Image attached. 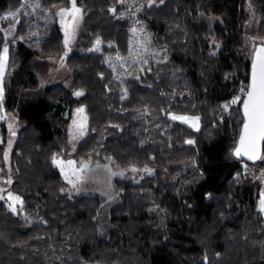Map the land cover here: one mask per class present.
Wrapping results in <instances>:
<instances>
[{"label":"trees","instance_id":"16d2710c","mask_svg":"<svg viewBox=\"0 0 264 264\" xmlns=\"http://www.w3.org/2000/svg\"><path fill=\"white\" fill-rule=\"evenodd\" d=\"M252 1L264 36V0H75L83 20L72 51L57 12L71 0H0V13L19 19L9 40L0 25V55L10 49L3 105L25 121L10 164L5 129L0 143V183L10 181L7 191L24 199L16 212L0 201V264H264V181L252 175L264 151L257 163L233 153L256 50H245ZM201 13L221 21L197 25ZM135 24L167 58L122 81L115 56L128 53ZM47 57L65 59L71 88H37L44 64L36 61ZM82 106L88 132L72 159L111 156L152 169L140 182H117L123 196L111 210L109 240L95 222L100 199L70 197L53 162L72 150V115ZM173 112L201 115V130L173 121Z\"/></svg>","mask_w":264,"mask_h":264},{"label":"rangeland","instance_id":"374dc122","mask_svg":"<svg viewBox=\"0 0 264 264\" xmlns=\"http://www.w3.org/2000/svg\"><path fill=\"white\" fill-rule=\"evenodd\" d=\"M248 10L250 18L245 24V50L249 54H252L257 46L261 44L264 45V36L260 34L262 16L253 1L249 3ZM57 12L60 25L65 35L66 26L71 25V27L67 28L66 39L69 48L73 51L76 48L77 36L82 27L83 16L79 13L75 22H73L71 16L60 14L61 9H57ZM15 14L16 12L12 10L0 13L1 31L3 32L5 40L13 38L17 32L19 19L16 20ZM220 21L221 18L216 15L201 13L194 20V23L197 25L206 24L212 27L215 23ZM152 42L153 39L151 34L148 33L143 26L135 24L131 27L130 47L128 53L115 56L116 64L125 71V73L120 76L122 81L136 73H140L145 76L146 67L149 68L167 58L166 50L154 46ZM215 43L217 42L213 40L212 44ZM6 47L8 49L6 66L2 75H0V89H2V93H0V143L4 137L3 131L5 129L7 135V162L10 164L9 151L13 149L17 141L16 133L25 125V121L19 119L15 111L6 112L3 105L5 94L4 80L9 70L10 57V49L8 46ZM1 55H3V51ZM36 62L44 64L39 67V70H37L39 79V86L37 88L45 89L57 83H62L68 88H71L73 71L65 62V59H59V57H47L39 58ZM136 76H138V74H136ZM77 93H81V95H77ZM74 94L75 97L81 98L85 95V91L82 89H75ZM239 100L235 104H232L231 101L224 103L222 106V115H228L233 106L239 103ZM225 105L228 107L225 108ZM173 115L187 117V121L171 119L175 122L185 124L195 131H200L202 128L201 115H189L173 112L170 117ZM193 118L199 119L194 120ZM72 119V127L70 129V145L72 150L69 152L64 151L57 155L58 158L60 157L63 161H65L62 163V168L59 169L64 178L67 176V179H65L69 183V186L64 190V192L70 197L93 195L100 199L101 205L97 212V216L95 217V222L98 227L100 238L103 240H109L112 231L116 228L112 223L111 210L113 207L122 202L123 196V190L118 186L117 182L119 180H132L134 182H140L146 175L152 173V169L148 165L141 166L138 164H131L129 166H122L119 165L111 156H104L103 159L99 161L91 159H72L79 142L88 132L87 117L84 112L74 111ZM80 125H82V127H80ZM68 161L74 162L71 167H69ZM69 181L72 182L70 183ZM8 183H10L8 180L0 183V201H6L11 210L15 208L16 212L23 208L24 199L17 193L7 191ZM9 193L13 196L19 197V201L10 199ZM22 213L30 221H34L39 218L37 211L31 213L23 211Z\"/></svg>","mask_w":264,"mask_h":264},{"label":"snow or ice","instance_id":"6c2138e0","mask_svg":"<svg viewBox=\"0 0 264 264\" xmlns=\"http://www.w3.org/2000/svg\"><path fill=\"white\" fill-rule=\"evenodd\" d=\"M72 7L70 9H61V15L71 16L73 22H75L80 9L76 7L75 0H71ZM34 7H39V4H35ZM14 15V14H9ZM6 18V17H5ZM71 25L66 26V35L67 28ZM67 44V39L65 41ZM8 49L5 47L3 49V55H0V75H2L4 68L6 66ZM2 93V89H0ZM81 95V93H77ZM240 99V97H235L231 103L235 104ZM228 106L225 105V108ZM243 109L245 122L241 130L239 146L236 149V155H247L248 159H258L260 158V144L264 141V47H261L257 50L255 59L252 66V80L247 91V97L243 101ZM78 112H83V109H78ZM174 120L187 121V117L175 116L171 117ZM198 120L199 118H193ZM11 127V126H10ZM82 127V125H80ZM191 143V141H189ZM7 156V153H5ZM54 163H63L57 161L56 158H53ZM73 161H68L69 167L73 164ZM67 179V176L65 177ZM70 183L72 181H69ZM9 198L14 201H19V197L13 196L9 193ZM260 209L264 211V198L260 200ZM15 211V208H13Z\"/></svg>","mask_w":264,"mask_h":264},{"label":"water","instance_id":"95a60500","mask_svg":"<svg viewBox=\"0 0 264 264\" xmlns=\"http://www.w3.org/2000/svg\"><path fill=\"white\" fill-rule=\"evenodd\" d=\"M261 47H264V45L263 44H261V45H259V46H257V48H256V50L254 51V59H255V55H256V52H257V50L259 49V48H261ZM254 61V60H253ZM253 66V65H252ZM251 80H252V71H251V77H250V84H251ZM246 97H247V94H246ZM246 97H245V99H246ZM244 99V100H245ZM82 109L84 110V106H82ZM78 112V111H77ZM243 114H244V109H243ZM245 117V116H244ZM245 122V121H244ZM244 125V124H243ZM243 128V127H242ZM239 141H240V138H239V140H238V142H237V145L235 146V148H234V150H233V153H234V155L239 159V160H244V161H247V162H251V163H257L261 158H262V156H263V151H264V141H262L261 142V144H260V158H258V159H254V160H252V159H248V157H247V155H240V156H237L235 153H236V149H237V147L239 146ZM57 161H61V162H65V161H63L62 160V158H57L56 159ZM57 166H58V168L60 169V168H62V163H55Z\"/></svg>","mask_w":264,"mask_h":264},{"label":"built area","instance_id":"2783aa9c","mask_svg":"<svg viewBox=\"0 0 264 264\" xmlns=\"http://www.w3.org/2000/svg\"><path fill=\"white\" fill-rule=\"evenodd\" d=\"M254 180L264 181V166L256 164L252 169Z\"/></svg>","mask_w":264,"mask_h":264},{"label":"crops","instance_id":"0c3cea01","mask_svg":"<svg viewBox=\"0 0 264 264\" xmlns=\"http://www.w3.org/2000/svg\"><path fill=\"white\" fill-rule=\"evenodd\" d=\"M262 198H264V193L262 194ZM262 198H261V199H262ZM262 212H263V214H264V211H262Z\"/></svg>","mask_w":264,"mask_h":264}]
</instances>
